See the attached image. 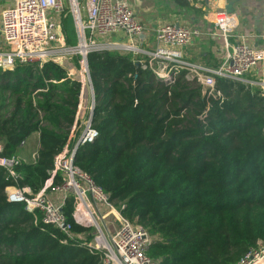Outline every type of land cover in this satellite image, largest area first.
<instances>
[{"label":"trees","instance_id":"1","mask_svg":"<svg viewBox=\"0 0 264 264\" xmlns=\"http://www.w3.org/2000/svg\"><path fill=\"white\" fill-rule=\"evenodd\" d=\"M171 1L202 15L191 0ZM140 59L119 50L88 54L98 136L78 147L75 163L159 237L147 254L160 264H236L264 244L263 88L216 76L209 95L186 71L165 84ZM80 93L59 61L0 69L1 156L19 155L35 133L40 142L33 162L15 166L17 181L0 165V264H103L102 253L7 195L11 185L42 189L71 137ZM64 211L75 234L89 231L73 217L72 196Z\"/></svg>","mask_w":264,"mask_h":264},{"label":"built area","instance_id":"2","mask_svg":"<svg viewBox=\"0 0 264 264\" xmlns=\"http://www.w3.org/2000/svg\"><path fill=\"white\" fill-rule=\"evenodd\" d=\"M67 1L78 34L76 44H69L64 32L63 18L68 15L65 0H13L0 6V69H13L17 63H43L52 59L67 67L69 78L81 82L80 103L71 137L55 157L50 177L35 194L29 187L8 186V198L11 202H24L30 212L40 211L44 223L61 228L71 239H79L81 245L102 253L103 264H160L147 254L159 237L126 217L122 212L124 203L111 201L109 195L75 163L78 147L98 136L92 126L95 95L93 88L88 87V81H91L88 54L123 49L141 55L143 67L150 68L165 84L174 82L181 71H186V79L200 83L209 95L215 94L216 76H222L260 85L264 96V80L247 79L249 73L264 63V46H254L245 41L244 35L236 33L239 25L236 13H229L225 8L217 10L214 27L225 38L227 50L218 67H209L186 58V47L204 33L198 26L163 22L155 28L150 41L146 26L126 0ZM119 32L124 33L126 41H111V37ZM65 55L78 57L80 77L75 76L74 66L58 59ZM87 95L89 99L86 100ZM78 122L81 130L76 135ZM2 151L0 143V165L17 181L19 174L15 166L23 159L19 155L1 156ZM36 156L37 153L35 159ZM58 174L62 180L56 184L54 179ZM71 196L74 198L75 221L89 231L73 232V225L64 211ZM89 236H92L91 240ZM262 260L264 244L261 242L236 264H259Z\"/></svg>","mask_w":264,"mask_h":264},{"label":"crops","instance_id":"3","mask_svg":"<svg viewBox=\"0 0 264 264\" xmlns=\"http://www.w3.org/2000/svg\"><path fill=\"white\" fill-rule=\"evenodd\" d=\"M9 1L13 0H0V6ZM66 1L67 0H65V5ZM126 1L131 4L139 20L146 26L150 35V41L153 39L155 28L163 22L173 21L181 25L200 27L204 33L190 46H187L185 50L186 58L195 63L209 67H218L222 63L227 50V48H225V38L220 34L219 30L214 27L213 21L217 10L226 9V5L230 1H234V13L237 14L239 20L236 33L244 35L245 41L254 46H264V0H194L195 7L201 8L202 11V15L192 14V16L199 17V22L196 23H191V21H189L190 19L188 20V16L191 17V15L184 12L183 9L178 7L171 0H169L171 3L168 2L169 5L165 4L162 0ZM159 5L162 9H166L169 14L165 15L166 11L161 15L155 12L156 7ZM167 8L169 10H167ZM66 17H68V15ZM110 40L114 42L126 41V37L124 33L119 32L111 37ZM230 40L234 41V38ZM153 41L151 43H153ZM141 46L143 48H148V45L141 44ZM247 77V79L253 81L264 80V63L256 67ZM24 145H26V142ZM19 156L21 157V154H19Z\"/></svg>","mask_w":264,"mask_h":264},{"label":"rangeland","instance_id":"4","mask_svg":"<svg viewBox=\"0 0 264 264\" xmlns=\"http://www.w3.org/2000/svg\"><path fill=\"white\" fill-rule=\"evenodd\" d=\"M164 1L165 4L169 5V3H171L169 0H162ZM173 5V4H172ZM66 7L68 9V17H64L63 18V23L66 24L67 26V31H68V35H69V38L71 39V41L76 44L78 43V34H77V30L74 26V21H73V16L69 10V4L68 2L66 1ZM169 8V7H168ZM167 8V10H169ZM184 10V9H183ZM164 11H166V9H162L160 7V5L158 7H156L155 9V12H157L158 14H162ZM171 11V10H170ZM169 11V12H170ZM174 11V10H172ZM184 12H187L191 15L188 16V20L191 21V23H196V22H199V17L198 16H192V14L190 13V11H187V10H184ZM169 14L167 11L165 13V15ZM196 15V14H194ZM119 50V49H117ZM119 51H123V52H127V51H124L123 49H120ZM59 60L61 59H64L65 61V64H70L71 66H74L75 68V72H76V75L75 76H78L80 77L82 71H81V65L77 62H76V59L75 57H71V56H61L58 58ZM89 99V95L86 96V100ZM39 147H40V142H39V137H38V134H33L26 142V145H24L22 148H21V151H20V154H21V157L24 161H27V162H33L34 161V154H36V152H38L39 150Z\"/></svg>","mask_w":264,"mask_h":264},{"label":"water","instance_id":"5","mask_svg":"<svg viewBox=\"0 0 264 264\" xmlns=\"http://www.w3.org/2000/svg\"><path fill=\"white\" fill-rule=\"evenodd\" d=\"M233 5H234V1H230V2L226 5V11L229 12V13H233V12L235 11ZM177 24H179V23H177ZM136 65L139 66V63L137 62ZM90 78H91V77H90ZM88 87L93 88V85H92V82H91V81H90V82L88 81ZM63 226H64V225H63Z\"/></svg>","mask_w":264,"mask_h":264},{"label":"bare ground","instance_id":"6","mask_svg":"<svg viewBox=\"0 0 264 264\" xmlns=\"http://www.w3.org/2000/svg\"><path fill=\"white\" fill-rule=\"evenodd\" d=\"M259 264H264V260L260 261V263H259Z\"/></svg>","mask_w":264,"mask_h":264}]
</instances>
